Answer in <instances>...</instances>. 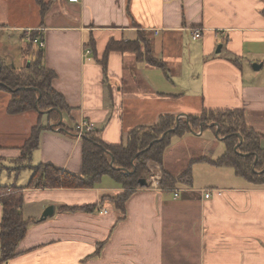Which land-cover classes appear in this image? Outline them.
Returning a JSON list of instances; mask_svg holds the SVG:
<instances>
[{"label":"crops","instance_id":"0c3cea01","mask_svg":"<svg viewBox=\"0 0 264 264\" xmlns=\"http://www.w3.org/2000/svg\"><path fill=\"white\" fill-rule=\"evenodd\" d=\"M263 8L264 0H0V58L24 66L29 57L22 53V34L40 32L44 64L56 73L54 87L71 107L63 122L70 129L93 122L108 144L122 143L129 131L162 114L209 109L244 110L247 123L264 131ZM196 27L203 32L193 39ZM139 32L166 71L134 51H111L105 70L101 59L109 41L136 39ZM9 99L0 90L4 164L20 156L40 118L34 110L9 114ZM202 134L189 132L167 149L168 171L180 174L192 159L224 153L197 146L194 139ZM31 162L80 173L81 138L44 130ZM200 164L208 167V186L194 183ZM226 170L208 160L194 163L193 185L180 186L178 196L161 189L158 179L150 181L128 200L125 218L110 199L101 202L123 191L109 176L94 188H26L28 231L19 254L3 264H264V184L241 182ZM100 202L93 211L61 210ZM50 205L54 214L41 220Z\"/></svg>","mask_w":264,"mask_h":264},{"label":"trees","instance_id":"16d2710c","mask_svg":"<svg viewBox=\"0 0 264 264\" xmlns=\"http://www.w3.org/2000/svg\"><path fill=\"white\" fill-rule=\"evenodd\" d=\"M44 5L46 10L47 5ZM264 14V8L262 10ZM34 37H42L37 30ZM22 38L24 35L22 34ZM144 45V50L142 46ZM111 51H134L137 58L166 71V65L153 55L152 43L144 33H138L136 39L110 40L102 56L101 63L106 70V59ZM22 53L29 57V62L17 67L8 59L0 58V90L7 91L10 99L7 104L9 114L27 111L39 112V120L32 127L29 137L21 146V154L14 159L11 171L18 175L30 167L33 171L26 186L16 183L1 184L0 204L2 219L0 224V264L8 262L19 254V244L26 236L30 219L23 211L24 191L30 188H94L104 176H109L119 183L123 191L114 195L102 196V201L110 199L115 209L125 218L126 205L131 196L140 188L150 186L148 177L151 168L161 169L159 187L163 190H176L180 186L193 185L192 165L208 160L217 165L234 168V173L246 179L251 185L264 184V135L253 131L248 126L245 111L241 109L204 110L201 114H189L180 117L171 113L162 114L158 121L148 126H138L128 132L125 141L108 144L100 137V131H85L80 136L82 146V167L80 173L71 172L51 162L32 165V155L40 145V135L44 130L67 132L72 137L78 136V124L69 128L66 122L56 124L60 112L69 115L71 107L64 95L54 87L56 73L47 68L43 61L44 49L25 43ZM236 61V60H235ZM45 120V121H44ZM216 122L219 133L224 135L226 150L216 159L200 157L192 159L180 174H173L165 167V153L173 144L175 137L182 138L191 131H199L200 124ZM215 128V127H214ZM240 136L242 140L240 142ZM240 143V144H239ZM239 146L236 148V145ZM1 172V171H0ZM17 173V174H16ZM147 179L141 185V179ZM83 206H63V211H93L102 203ZM120 217V218H121Z\"/></svg>","mask_w":264,"mask_h":264},{"label":"rangeland","instance_id":"374dc122","mask_svg":"<svg viewBox=\"0 0 264 264\" xmlns=\"http://www.w3.org/2000/svg\"><path fill=\"white\" fill-rule=\"evenodd\" d=\"M1 37L2 36L0 35V38ZM9 37H10V35H9ZM1 44H2V40H0V45ZM261 75H262V77H264V70L261 72ZM248 126L250 128H252L253 131H256L257 133L264 132V131H262L261 129H259L255 125L248 124ZM212 129L211 128H206L203 131V134L202 135L196 136L195 139H194L195 143L200 148H205L206 150H208V153L209 154H216V153L221 152V151L224 152L226 150L224 140L222 139L224 137V135H222V134L219 133L220 138H218L215 135V133H214V132H216V127L215 128L212 127ZM262 135H264V133ZM173 140L174 141H173L172 144H175L176 142L179 141V137H175ZM262 143L264 145V139H263V142ZM178 149L181 150V146ZM9 163L4 164V163H2L0 161L1 184H3V185H5V184H12V183L15 182L14 181V172H12L10 168L13 167V166H15L16 164H14V163L13 164H9ZM201 165L202 164L194 167V173H195L194 183H195V180H196V183H197L198 186H204V184H205V186H208V185H206V183L211 182V177H208V173H207L208 167L207 166L206 167L205 166H201ZM219 167H222V169H224L225 171H227L226 169H230V171L232 173H234V168H232L230 166L222 165V166H219ZM159 169L160 168L158 166H154L151 169V174L148 177L149 182L150 181L151 182L154 181L156 179L155 176H157V175H160L161 176V172H160L161 169L160 170ZM32 173H33V171H32V169L30 167L24 169L20 173L16 184L19 185V186H24V185L26 186L28 184V182H29V179H30ZM29 174H30L29 179H27ZM26 179L28 181H26ZM239 179H240L241 182H244V183L247 181L246 179H244L242 177H239ZM219 182H221L222 184H226L225 179H222ZM171 191L174 192V190H171ZM180 193H182V197H183L184 192L180 191Z\"/></svg>","mask_w":264,"mask_h":264},{"label":"built area","instance_id":"2783aa9c","mask_svg":"<svg viewBox=\"0 0 264 264\" xmlns=\"http://www.w3.org/2000/svg\"><path fill=\"white\" fill-rule=\"evenodd\" d=\"M72 2H78V0H70ZM202 29L201 28H194L192 31V38L193 39H198L202 36ZM24 38L23 40L25 41V43H30L33 44L34 46H36L39 49H44L46 46V43L43 39V37H39L36 36L34 37L33 35V31L32 30H28L26 32H24ZM94 128V123L93 122H89V121H81L80 123H78V136L80 137L82 135L83 132L85 131H90L93 130ZM156 179H160V175L155 176ZM175 191V196L179 195V190L176 189ZM209 192L206 194V197H209Z\"/></svg>","mask_w":264,"mask_h":264},{"label":"water","instance_id":"95a60500","mask_svg":"<svg viewBox=\"0 0 264 264\" xmlns=\"http://www.w3.org/2000/svg\"><path fill=\"white\" fill-rule=\"evenodd\" d=\"M220 50H221V46L218 47L217 52H219ZM1 66H2V64H0V67H1ZM261 66H262L261 64H257V63H255V64L253 65V67L256 68V69H259ZM182 116H187V115H183V114L178 115V116H177V124H178V121H179L180 117H182ZM62 122H63V113L60 112V119H59V121H58L56 124H54V125H59V124H61ZM212 127H216L215 135H216L218 138H220V136H219V126H218V124H217L216 122L209 123V124H207V123H205V122H202V123L200 124L199 131H191V132L194 133V134H202V132L204 131L205 128H212ZM224 138H225V137H223L222 139H224ZM241 140H242V137L240 136V142H241ZM239 144H240V143H239ZM239 144L236 145V148L239 146ZM140 183H141V185H143V186L146 185V184H147V179H145V178L141 179V180H140ZM54 212H55V206H54V205H50V206H48V207L43 211V213H42L40 219H41V220H44V219L48 218L49 216L53 215Z\"/></svg>","mask_w":264,"mask_h":264}]
</instances>
